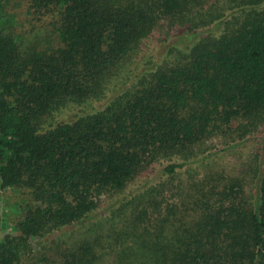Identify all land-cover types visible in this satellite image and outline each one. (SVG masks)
Instances as JSON below:
<instances>
[{
  "label": "trees",
  "instance_id": "16d2710c",
  "mask_svg": "<svg viewBox=\"0 0 264 264\" xmlns=\"http://www.w3.org/2000/svg\"><path fill=\"white\" fill-rule=\"evenodd\" d=\"M0 193V264H264V0H0Z\"/></svg>",
  "mask_w": 264,
  "mask_h": 264
},
{
  "label": "rangeland",
  "instance_id": "374dc122",
  "mask_svg": "<svg viewBox=\"0 0 264 264\" xmlns=\"http://www.w3.org/2000/svg\"><path fill=\"white\" fill-rule=\"evenodd\" d=\"M20 23L22 24L21 20H20ZM20 23L17 25V30L19 33H23L24 31L22 30ZM259 147H260V141H253L248 146L244 147L243 149L231 150L230 152L223 154L222 158L217 160L215 164L206 165V167L208 168L211 166H215V168H213L214 172H217V171L221 172L226 166H228L229 169L231 170L235 163H237V164L243 163L244 164L249 157H251V156H253V154H255V151ZM217 165H219V166H217ZM228 173H229V170H228ZM1 194L2 193H0V195ZM6 195H8V196L11 195V192L6 193ZM7 197H1L0 196V228H4V226L6 225V223L3 220H1L2 213H5L6 211L8 212L11 210V209L7 210V206H10L11 204L6 205V206L4 205V202L7 200ZM3 199H4V202H1V201H3ZM7 229L12 230L10 227H7Z\"/></svg>",
  "mask_w": 264,
  "mask_h": 264
}]
</instances>
